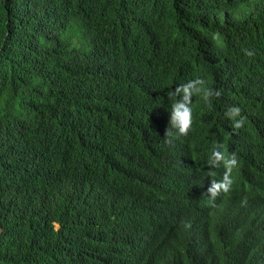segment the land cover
I'll return each instance as SVG.
<instances>
[{
  "label": "trees",
  "instance_id": "obj_1",
  "mask_svg": "<svg viewBox=\"0 0 264 264\" xmlns=\"http://www.w3.org/2000/svg\"><path fill=\"white\" fill-rule=\"evenodd\" d=\"M0 264H264V0H0Z\"/></svg>",
  "mask_w": 264,
  "mask_h": 264
},
{
  "label": "clouds",
  "instance_id": "obj_2",
  "mask_svg": "<svg viewBox=\"0 0 264 264\" xmlns=\"http://www.w3.org/2000/svg\"><path fill=\"white\" fill-rule=\"evenodd\" d=\"M250 54V53H249ZM171 95L175 98L170 105V121L175 133L170 132L169 127L165 133V140L168 137L175 138L176 135H186L192 124V100L190 97L199 95L203 100L210 101L212 97H219L221 92L219 89L207 87L203 78L197 77L186 82L177 84L174 90H171ZM241 109L239 106H231L226 115L233 120L234 127H240L243 124L244 118L240 115ZM201 162L203 160H200ZM209 170V176L203 180L200 188L201 192L207 199L212 200L216 197L224 196L233 184L231 176L232 170L238 166V159L235 153H227L222 145H217L211 151L208 161H203ZM222 166L224 172L219 180L212 173V168Z\"/></svg>",
  "mask_w": 264,
  "mask_h": 264
},
{
  "label": "rangeland",
  "instance_id": "obj_3",
  "mask_svg": "<svg viewBox=\"0 0 264 264\" xmlns=\"http://www.w3.org/2000/svg\"><path fill=\"white\" fill-rule=\"evenodd\" d=\"M73 41H74V45L76 44L77 46H80L83 43V46H84V40L80 39L79 36L77 39H74ZM88 47H89V45L86 46V48H88Z\"/></svg>",
  "mask_w": 264,
  "mask_h": 264
}]
</instances>
